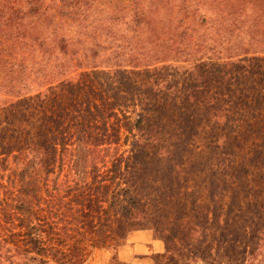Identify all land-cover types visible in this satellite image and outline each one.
Wrapping results in <instances>:
<instances>
[{
	"label": "rangeland",
	"instance_id": "rangeland-1",
	"mask_svg": "<svg viewBox=\"0 0 264 264\" xmlns=\"http://www.w3.org/2000/svg\"><path fill=\"white\" fill-rule=\"evenodd\" d=\"M223 4L193 0L179 22L181 32L192 38H222L224 7L228 6ZM236 38L225 46L240 44ZM244 40L247 43L248 39ZM218 51L213 53L220 58L233 56L229 63L234 64L214 67L201 94L181 90L190 69L187 55L166 60L155 73L150 68L149 75H136L160 91L158 96L149 94L145 101L155 96L166 105L156 141L142 147V153L152 161L148 166L140 167L136 149L141 148H133L137 136L135 129L130 132L140 106L118 105L116 116L105 124L108 142H112L107 154L81 152L76 155L82 158L76 169L70 165L61 171L56 162L52 170H40L39 199H27L36 205L35 215L41 217L48 213L45 205L55 180L66 186L61 192L65 202L72 200L79 211L73 221L65 209V222L73 228L69 234L75 236L72 231H77L83 238L81 264H264V53L237 58L235 51L227 49L223 55ZM71 78L73 82L77 73ZM53 94L55 108L62 105L68 113L65 124L77 121L71 130L65 129L67 140H75L83 130L94 136L102 133L105 121L100 117L80 118L86 119L85 125L76 118L73 110L75 105L80 107V101L65 99L59 86ZM188 94L189 103L185 100ZM5 108L0 101V135L10 137L5 142L13 143L15 135L7 131ZM190 111L195 112V121L188 119ZM24 120L22 115L10 119L17 134ZM55 125L53 132L57 133L61 128L56 130ZM173 140L179 144L174 152ZM101 157L105 164L99 163L94 170L91 164L100 162ZM85 170L87 175L82 172ZM120 173L128 179L119 177ZM130 185L135 192L128 199L124 190ZM0 186L16 193L13 184L1 181ZM0 194L9 196L4 190ZM32 222L26 226L17 220L0 230L14 229L20 245L26 235L40 241L44 236L40 223L37 219ZM6 234L3 231V236ZM26 241L22 248L33 242ZM19 257L5 264H21L24 260Z\"/></svg>",
	"mask_w": 264,
	"mask_h": 264
},
{
	"label": "trees",
	"instance_id": "trees-1",
	"mask_svg": "<svg viewBox=\"0 0 264 264\" xmlns=\"http://www.w3.org/2000/svg\"><path fill=\"white\" fill-rule=\"evenodd\" d=\"M192 1L0 0V101L6 106L7 131L15 135L13 143L5 142L10 137L0 135V182L17 187L16 194L0 186V192L9 194L4 198L0 194V227L14 225L17 220L29 226L37 219L44 233L40 241L26 235V242H33L22 248L24 239L18 244L14 229L0 230V264L19 255L24 260L21 264H81L83 238L77 231H72L75 236L69 234L73 228L65 222V209L73 221L79 211L72 200L65 202L61 192L66 186L55 180L45 205L48 213L41 217L35 215L36 205L27 198L39 199L42 168L52 170L57 162L61 171L70 165L76 169L81 166L82 158L76 156L81 152L107 154L112 142H108L105 124L116 116L118 105L140 106L130 128L137 136L133 148H141L136 149L140 167L152 162L142 147L156 141L166 105L155 96L145 101L149 94L158 96L160 91H154L152 83L138 80L137 74L149 75L150 68L155 73L166 60L187 55L190 69L181 90L201 94L214 67L234 64L229 63L233 56L220 58L213 53L216 49L220 55L227 49L235 51L237 58L264 53V0H219L228 5L224 7L226 28L223 37L215 39L192 38L181 32L179 22ZM233 36L240 44L227 48ZM73 73L77 78L72 82ZM58 86L66 93L65 99L81 102L73 113L84 125L86 119L80 118L86 116L105 121L101 134L94 136L83 130L75 140L65 138V129L71 130L77 121L65 124L68 113L61 108L64 106L57 103L60 109L55 108L53 92ZM190 95L185 98L187 103ZM17 115L25 119L19 134L10 124ZM188 119L196 120L194 111L189 112ZM54 124L56 130L61 128L57 133L53 132ZM178 145L172 141L173 152ZM103 158L91 167L95 170L99 163L104 165ZM82 172L87 175L86 170ZM119 177L124 179L125 175L120 173ZM131 186L124 194L135 192Z\"/></svg>",
	"mask_w": 264,
	"mask_h": 264
}]
</instances>
